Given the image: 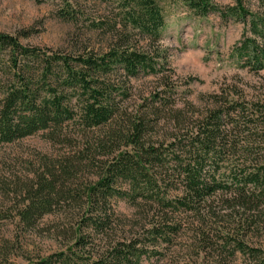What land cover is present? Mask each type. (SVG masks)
<instances>
[{
	"label": "trees",
	"instance_id": "1",
	"mask_svg": "<svg viewBox=\"0 0 264 264\" xmlns=\"http://www.w3.org/2000/svg\"><path fill=\"white\" fill-rule=\"evenodd\" d=\"M55 1L60 20L106 38V50L53 52L0 32V145L43 133L64 148L18 185L14 214L0 209V221L12 218L33 234L53 217L56 243L67 244L32 259L22 254L21 234L0 233V264H144L187 233L196 256L211 250L216 264L236 255L241 264H264V245L245 241L264 234V100L229 86L208 95L204 111L188 102L176 108L189 92L168 84L162 53L132 40H160L159 0ZM172 1L198 17L242 22L248 36L232 53L242 67L264 71V0H255L257 11L252 0L223 8L216 0ZM140 75H161L163 84L127 113L129 80ZM161 123L169 136H158ZM235 164L241 168L232 174ZM114 200L140 218L129 234L119 232ZM220 210L228 224L216 221Z\"/></svg>",
	"mask_w": 264,
	"mask_h": 264
},
{
	"label": "rangeland",
	"instance_id": "2",
	"mask_svg": "<svg viewBox=\"0 0 264 264\" xmlns=\"http://www.w3.org/2000/svg\"><path fill=\"white\" fill-rule=\"evenodd\" d=\"M215 2L222 8L234 4V0ZM159 4L165 19L160 40L154 46L147 39L137 36L132 40L138 41L139 47L146 50L154 47L162 53L165 60L163 75L168 84H174L180 92H189L187 95L181 94L182 98L176 102V108H185L184 103L188 102L196 110L204 111L207 108V96L229 86L236 88L237 92L240 91L246 100H264V71L255 73L242 67L232 53L244 34L248 36L242 22L231 19L223 21L217 14L198 17L172 0H159ZM257 6L255 0L249 4L252 11H257ZM60 8L61 5L55 0H45L43 3L32 0H0V32L18 36L23 45L53 52L70 54L82 52L84 49L106 50V38L86 31L84 25H73L60 20ZM161 75H140L130 79V96L124 101L123 110L134 113L141 108L151 94L160 90L163 84ZM170 132L171 127L161 123L157 133L158 136L166 137ZM63 151V147L49 143L43 133L10 145H0L1 211L6 210L13 215L14 207L19 202V199L13 198L18 185L34 176L44 157L53 158ZM239 166L241 164L234 165L232 174L241 168ZM7 191L13 201L4 197L3 193ZM113 207L121 222L119 232L129 234L133 226L140 222L136 209L122 200H114ZM224 214L221 210L218 211L216 221L228 224L229 219L221 217ZM55 224L53 217H47L30 234L11 218L0 221V233L9 240L21 234L27 246L22 254L34 259L37 254L45 255L61 244H67L64 240L59 241L60 244L56 243L51 231ZM191 236L190 233L184 234L178 244L165 251V255L152 258L144 264H216L215 252L211 250L205 255L196 256ZM245 241L250 247L262 246L264 234L252 237L251 233L246 236ZM242 261L243 258L236 255L234 259L226 258L220 264H241Z\"/></svg>",
	"mask_w": 264,
	"mask_h": 264
}]
</instances>
